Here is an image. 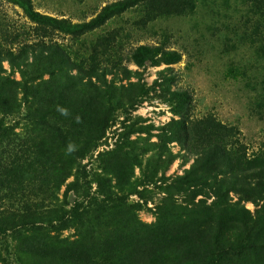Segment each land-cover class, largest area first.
<instances>
[{
  "label": "trees",
  "instance_id": "1",
  "mask_svg": "<svg viewBox=\"0 0 264 264\" xmlns=\"http://www.w3.org/2000/svg\"><path fill=\"white\" fill-rule=\"evenodd\" d=\"M14 1L37 23L36 29L68 25L74 32L102 27L140 5L146 8L148 18L181 14L194 7L192 0H119L104 6L88 22L66 24L36 11L31 0ZM112 34L109 32L94 48L88 69L91 79L100 74L102 55L108 54ZM61 47L43 43L39 47L42 57L32 63L29 53L34 45H23L17 51L0 46V189L9 184L11 201L23 205L20 210L11 207V211L0 212V236L11 234V244H17L11 256L18 264H109V260L110 264H130L122 260L123 253L138 249L146 253L145 249H153L156 254L151 263L145 264H167L158 259L173 254V249L185 264H264V155L248 157L236 128L210 115L192 122H175L171 134L161 137L160 144L153 143L158 154L146 167L139 155L151 150L138 153L140 146L134 140L128 150L122 151V160L103 163V172L91 175L84 167L79 170L75 160L80 162L99 145L103 131L110 126L95 121V109L99 105L100 110L112 115L115 109L109 107L112 101L99 103L95 92L87 95L86 90H74L84 62ZM161 53L142 45L135 50L134 60L144 66L181 59L177 52L158 58ZM4 61L12 66L11 76L2 67ZM75 68L79 76L73 74ZM15 72L21 74L20 80L14 77ZM44 74L54 82V87H46V94L42 90L48 83L42 78ZM19 89L24 93L23 101ZM29 97L38 104L42 97L51 98L55 106L45 110L41 104L39 108L28 105ZM19 114L38 120L36 127L49 136L32 142L22 140L20 133H14L15 128L5 123L8 116ZM129 129V135L151 130ZM173 141L196 159L185 175L165 179L166 197L156 207L157 222L145 225L137 216V206L128 204L125 198L136 193L135 168L139 167L142 175L149 172L152 181L159 172L165 174L167 162L175 161L173 153H166L167 144ZM72 176L75 181L71 188L77 197L66 203L60 192ZM181 194L185 204L176 200ZM3 195L6 192L0 197ZM247 202L257 207L255 214ZM68 230H74L73 235L62 237ZM172 235H176L174 245L168 242Z\"/></svg>",
  "mask_w": 264,
  "mask_h": 264
},
{
  "label": "rangeland",
  "instance_id": "2",
  "mask_svg": "<svg viewBox=\"0 0 264 264\" xmlns=\"http://www.w3.org/2000/svg\"><path fill=\"white\" fill-rule=\"evenodd\" d=\"M115 1L119 0H31V5L36 11L66 24H78L92 20L104 6ZM192 1L194 7L181 14L148 18L146 8L140 5L102 27L74 32L68 25L36 29L37 23L31 20L21 5L14 0H0L1 47L17 51L23 45H34L30 49L29 61L38 63L42 57L39 47L43 43L64 46L73 58L79 57L84 62V70L79 74L74 90H86L87 95L95 92L99 103L110 104L112 101L109 107L115 109L113 115L100 110L99 105L95 109V121L110 126L103 131L99 145L80 162L75 160L76 168L82 170L84 167L91 175L101 173L103 163L122 160V151L128 150L134 140L140 146L138 153L144 149L151 150L139 155L146 167L157 157L154 144H160L161 137L172 133L175 122H192L210 115L236 128L248 157L264 155V0ZM109 32H113L111 47L108 54L102 55L98 78L91 79L88 69L94 48ZM142 45L161 50L158 58L164 53L177 52L181 59L176 63L161 60L158 65L140 66L134 60V52ZM100 53H103L102 50ZM2 67L6 75L11 76L10 62L4 61ZM78 71L75 68L72 72L78 75ZM14 77L20 80L21 74L15 72ZM42 78L48 81L42 90L45 94L49 93L46 87H54L53 79L49 74H44ZM23 97L24 93L19 89V99ZM28 100V105L39 108L41 104L45 110L55 106L48 97H42L40 104L31 97ZM22 115L5 119L6 126H13L14 133H20L22 140L32 142L49 136L36 127L38 120L25 119ZM131 127L151 130L129 135ZM166 149V153L174 154L175 161L171 164L167 162L165 174L162 176L159 172L152 181L149 172L142 175L141 169L135 168L133 180L136 181V193L125 198L128 204L137 206V216L145 225L157 222L156 207L166 197L163 192L165 179L185 175L196 159L177 141L167 144ZM73 181L74 176L66 181L60 192L66 203L73 202L77 197L74 188H71ZM112 183L115 184L116 180L113 179ZM4 185L0 195L6 192V196L0 197V212L4 209L11 211V207L20 210L23 205L16 200L11 201L9 197L11 186ZM6 186L8 188L4 190ZM96 189L97 184L94 183L93 191ZM183 195H176L178 203L185 204ZM246 204L255 214L257 207L251 202ZM73 233L74 230H68L62 237ZM173 235L168 241L171 244L176 238ZM16 249V242L11 244V234L1 235L0 264H18L17 259L11 256ZM145 250L148 253L140 249L134 253L124 252L122 260L130 264L151 263V257L156 254L153 249ZM113 256L117 259L116 255ZM29 260L36 259L30 257ZM158 261L185 264L183 258L177 257L176 249H173V254L160 256Z\"/></svg>",
  "mask_w": 264,
  "mask_h": 264
}]
</instances>
